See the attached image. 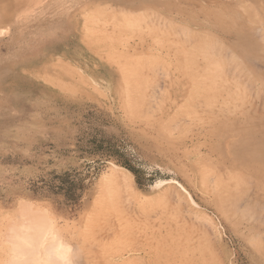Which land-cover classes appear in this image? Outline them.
I'll return each mask as SVG.
<instances>
[{"label":"rangeland","instance_id":"374dc122","mask_svg":"<svg viewBox=\"0 0 264 264\" xmlns=\"http://www.w3.org/2000/svg\"><path fill=\"white\" fill-rule=\"evenodd\" d=\"M7 261L264 264V0H0Z\"/></svg>","mask_w":264,"mask_h":264},{"label":"bare ground","instance_id":"6f19581e","mask_svg":"<svg viewBox=\"0 0 264 264\" xmlns=\"http://www.w3.org/2000/svg\"><path fill=\"white\" fill-rule=\"evenodd\" d=\"M197 51H198V50H197ZM23 223H24V222H23ZM16 227H17V226H16ZM23 227H24V226H23ZM23 227H22V228H23ZM25 227H26V226H25ZM28 228H30V227L28 226ZM14 229L17 230V228H14ZM19 229H20V228H19ZM23 229H24V228H23ZM25 230H26V229H25ZM27 231H28V230H26V232H27ZM31 233H32V232L30 231V235H31ZM24 234H25L24 236L26 237V235L28 236L29 232H27V234H26V233H24ZM25 239H26V238H25ZM25 239H23V241L25 242V244H29L30 246L33 245V246H32V248H33V247H34V242H35V241L32 240V239H30L29 242H27ZM20 240L22 241V239H20ZM37 240H38V238H37ZM31 241H32V242H31ZM39 241H40V240H39ZM35 243H37V242H35ZM40 243H42V242H40ZM29 245H28V246H29ZM30 250H31V249H30ZM30 250L28 249V250H27V253H31V254H32V251H30ZM29 251H30V252H29ZM14 259H15V260L17 259V254L14 255ZM46 259H47V258H46ZM8 260H9V259H8ZM35 260H37V258H36ZM19 261H20V260H19ZM7 262H8V261H7ZM16 262H17V261H16ZM34 262H35V261H34ZM28 263H29V262H28ZM32 263H33V261H32ZM7 264H17V263H13V262H10V263H9V262H8ZM18 264H20V263H18ZM26 264H27V263H26Z\"/></svg>","mask_w":264,"mask_h":264}]
</instances>
